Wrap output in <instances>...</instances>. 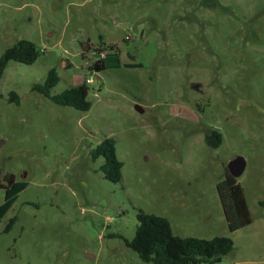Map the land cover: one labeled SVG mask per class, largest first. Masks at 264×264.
Here are the masks:
<instances>
[{"label":"rangeland","instance_id":"1","mask_svg":"<svg viewBox=\"0 0 264 264\" xmlns=\"http://www.w3.org/2000/svg\"><path fill=\"white\" fill-rule=\"evenodd\" d=\"M20 39L39 55L0 77V175L25 183L0 264H151L124 241L139 210L181 237H230L218 264H264V0H0V55ZM51 68V94L86 83L87 111L31 90ZM109 136L119 182L90 152ZM236 157L251 222L229 231L216 182Z\"/></svg>","mask_w":264,"mask_h":264},{"label":"trees","instance_id":"2","mask_svg":"<svg viewBox=\"0 0 264 264\" xmlns=\"http://www.w3.org/2000/svg\"><path fill=\"white\" fill-rule=\"evenodd\" d=\"M98 50L100 54L103 53L101 49ZM38 55L39 50L32 41L18 40L0 55V77L9 61L31 64ZM127 66H140V64H127ZM104 67L105 63L101 58L88 68L98 72ZM59 80L55 68H51L47 71L43 81L31 85V90L49 98L57 105L87 111L90 108V101L87 99L88 87L86 83L83 82L51 94L52 88ZM8 100L18 103L19 96L12 91ZM204 139L209 146L217 147L222 141V134L216 129L212 133H206ZM90 152L93 159L99 156L103 157V163L99 169L105 179L112 182L121 180L122 162L116 157L115 140L112 137H104ZM24 186V181H17L13 174L0 175V188L5 190L4 201L0 204V219ZM216 191L229 231H235L251 222L244 192L236 177L227 171L223 178L216 182ZM16 218V215L8 218L4 231L10 230ZM137 221L133 237L124 241L126 246L135 251L143 262L151 264H218L233 248V242L227 236H214L206 239L175 235L169 220L161 215L139 210Z\"/></svg>","mask_w":264,"mask_h":264},{"label":"water","instance_id":"3","mask_svg":"<svg viewBox=\"0 0 264 264\" xmlns=\"http://www.w3.org/2000/svg\"><path fill=\"white\" fill-rule=\"evenodd\" d=\"M198 85H200V84H198ZM135 108L140 112L142 111V109L138 105H136ZM1 142H2V140H0V143ZM243 169H244V160L241 157H236L233 160H230L229 162H227L225 168L223 169V174L221 175L219 180L221 178H223V176L226 174L227 171L232 176L237 177L242 173ZM86 255L91 256L90 254H86Z\"/></svg>","mask_w":264,"mask_h":264},{"label":"flooded vegetation","instance_id":"4","mask_svg":"<svg viewBox=\"0 0 264 264\" xmlns=\"http://www.w3.org/2000/svg\"><path fill=\"white\" fill-rule=\"evenodd\" d=\"M213 130H216L215 128H208L207 130H205V132L203 133V136L206 134V133H212Z\"/></svg>","mask_w":264,"mask_h":264}]
</instances>
